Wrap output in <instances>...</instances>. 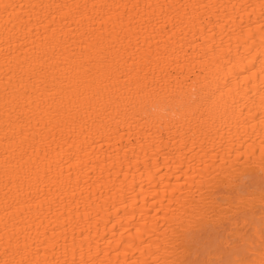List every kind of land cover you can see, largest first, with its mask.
I'll return each mask as SVG.
<instances>
[{
    "label": "bare ground",
    "instance_id": "obj_1",
    "mask_svg": "<svg viewBox=\"0 0 264 264\" xmlns=\"http://www.w3.org/2000/svg\"><path fill=\"white\" fill-rule=\"evenodd\" d=\"M0 264H264V0H0Z\"/></svg>",
    "mask_w": 264,
    "mask_h": 264
}]
</instances>
